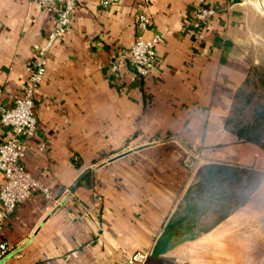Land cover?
Masks as SVG:
<instances>
[{
  "label": "crops",
  "instance_id": "1",
  "mask_svg": "<svg viewBox=\"0 0 264 264\" xmlns=\"http://www.w3.org/2000/svg\"><path fill=\"white\" fill-rule=\"evenodd\" d=\"M199 7L216 11L201 30ZM57 9L0 0V105L21 94ZM257 11L249 0H76L46 56L23 160L49 195L33 190L0 225V264H124L136 252L171 264L264 257V149L225 125L260 57ZM154 34L148 75L130 64L112 70L138 35ZM7 134L0 122V143ZM190 146L192 169L182 161Z\"/></svg>",
  "mask_w": 264,
  "mask_h": 264
},
{
  "label": "built area",
  "instance_id": "2",
  "mask_svg": "<svg viewBox=\"0 0 264 264\" xmlns=\"http://www.w3.org/2000/svg\"><path fill=\"white\" fill-rule=\"evenodd\" d=\"M37 3L41 6L55 3L58 9L53 28L37 49L33 60L26 66L27 80L21 94L14 99L12 105H0V122L8 129L7 136L0 143V225L33 190L49 195V189L28 172L23 160L28 151L27 140L35 136L38 130L34 96L45 74L46 56L55 41L68 30L76 0H37ZM215 13V9L211 7H199L195 12L198 29L201 30L203 23ZM148 23V16L140 11L137 16L138 27L145 30ZM160 40V34H154L150 39L138 35L128 51L112 62V70L115 72L121 65L130 64L138 76L148 75L156 61L155 46ZM197 158V152L190 146L184 151L182 161L185 167L192 169ZM0 252H6L4 243L0 244ZM146 257V253L136 252L124 264H141Z\"/></svg>",
  "mask_w": 264,
  "mask_h": 264
},
{
  "label": "rangeland",
  "instance_id": "3",
  "mask_svg": "<svg viewBox=\"0 0 264 264\" xmlns=\"http://www.w3.org/2000/svg\"><path fill=\"white\" fill-rule=\"evenodd\" d=\"M249 2L253 8L258 10L257 12H259L264 19V14L258 9L259 7L260 9L264 10V0H249ZM260 29L264 33V23L261 24ZM261 44L262 46L257 48L258 52L260 53V57L258 55V61L253 66V76L249 82L242 86L243 89L239 92V98L236 100V119L242 121L243 123H250L254 121L255 117L258 116L257 110L262 104H264V84L260 78V75L264 74V42ZM260 130L261 132L258 134L260 135V138L264 140V119L260 120ZM141 264H171V262L168 260L164 261L163 259L155 260L154 258L151 259L147 256ZM252 264H264V257L259 259L258 254L257 256L253 255Z\"/></svg>",
  "mask_w": 264,
  "mask_h": 264
},
{
  "label": "trees",
  "instance_id": "4",
  "mask_svg": "<svg viewBox=\"0 0 264 264\" xmlns=\"http://www.w3.org/2000/svg\"><path fill=\"white\" fill-rule=\"evenodd\" d=\"M252 76H253V71L251 72V77ZM251 77H248L247 79H245L243 85L249 82L251 80ZM260 78L262 80V83L264 84V74H261ZM242 86L236 92L235 100L232 104L230 114L225 120V125L232 132H234L240 139H243L244 141L254 142L258 144L259 146H261L262 149H264V140L260 138V135L258 134L261 132L260 120L264 119V104H262L257 110L258 116L255 117L254 121L250 123H243L242 121H239L236 119L237 115L235 111V105H236V100L239 98V95H240L239 92L243 89Z\"/></svg>",
  "mask_w": 264,
  "mask_h": 264
}]
</instances>
